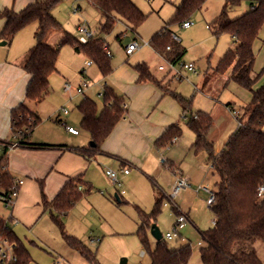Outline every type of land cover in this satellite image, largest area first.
Listing matches in <instances>:
<instances>
[{
  "label": "rangeland",
  "instance_id": "rangeland-1",
  "mask_svg": "<svg viewBox=\"0 0 264 264\" xmlns=\"http://www.w3.org/2000/svg\"><path fill=\"white\" fill-rule=\"evenodd\" d=\"M29 1L33 0H0V9L8 7L20 11ZM132 2L146 15L144 22L135 31L124 21H119L109 33L102 32L98 11L85 0H61L52 9V15L62 28L75 38L78 36L76 27L84 23L94 33V38L104 40L108 47L112 70L121 64L133 68L137 63H145L152 75L161 80L165 87L169 82L170 87L176 93L191 99L192 114L202 111L212 118V126L208 131L207 139L212 141L213 150L222 149L238 125L231 109L241 108L248 104L250 93L232 81L215 79L216 77H207L209 92H194V85L201 79L203 71L213 68L230 47L229 34L221 33L215 36L212 28H209L211 21L220 13L224 1L208 0L202 13L196 12L188 19L192 23L189 28L181 27V23L174 19L175 6L181 0H132ZM250 3V0H242L238 7L229 11V17L234 19L241 16L245 10L251 8ZM1 27L2 21L0 20V29ZM164 27L177 36L180 45L185 49L180 62L174 65L156 54L149 45L150 38ZM35 29V23L21 29L4 49L13 52L25 41H30V45H33ZM259 37L260 41L254 44L256 59L253 71L260 75L256 87L264 84V23L260 28ZM134 40L139 43L140 47L131 54H126V46ZM58 42L59 36L53 35L50 43L56 45ZM75 48L70 44H65L60 48L56 64L57 72L50 76V92L38 105L40 122L37 126L40 128L38 130L41 135L48 133L52 128L56 133L62 131L65 135L68 134L64 131L63 125L55 120L57 111L66 109L69 111V116L66 118L67 125L72 130H78L81 139L85 136L80 127L77 109L81 99L88 97L98 106L103 103L102 75L94 63L87 66L86 63L90 60L83 51H76ZM182 63H192L195 71L184 70L181 67ZM159 66H162L164 70L159 71ZM174 73L180 74L179 80L172 77ZM227 77L228 73L225 79ZM83 84L88 86L84 95L76 91L78 86ZM65 85L69 88L66 89ZM108 86L111 87L109 83ZM228 103L232 105V108L225 106ZM189 117L190 113L185 119H180V137L183 141L192 137V132L188 127H184ZM31 119V116H27V121ZM242 120H245V117ZM61 140L69 143L68 138L61 137ZM177 144V141L169 143L163 147L162 152L159 151L158 165L160 164L159 166L165 172L160 179L154 176L150 178L135 168H129L128 175L124 177L120 173L121 168H115L112 170L118 173L122 182L121 188H118L107 179L101 170L94 172L95 183L91 184L92 192L86 196L83 194L63 218L65 231L68 234L75 231L76 234L72 235L81 239L95 253L99 264H150L147 247L141 243L137 230L141 222V211L145 213L152 211L155 196L162 198V201L160 211L150 226L154 224L162 236L166 233L173 234L178 213H188L190 221L188 220L182 228L178 229L171 240L165 241L171 249L189 244L191 256L188 264H202L199 255V248L203 245L200 232L210 229L214 220V215L206 203L208 195L202 191L196 194L189 190L185 194V201L182 200L181 194L175 198L174 202L177 207L168 203L166 198L170 193L168 180L169 175L173 176V173L169 169V163L161 164L160 159L173 161L177 168L173 179L180 175L184 176L188 178L193 189L200 185H208L214 190L216 176L209 171L210 168L204 161L188 159L186 155L176 150ZM106 169L108 167L104 168ZM121 190L124 194L119 201H116L115 195ZM1 206L6 213L10 211V206L4 204ZM46 214L49 217L48 211L44 213ZM43 222L36 229L42 238L41 243L27 236V239L35 242L34 245H28L31 258L28 264H88L82 256L65 245L52 221H50L51 228H48V220ZM146 239L148 246L153 248L155 240L151 237L149 230L146 231ZM244 247L253 249L264 264V243L254 241L245 244Z\"/></svg>",
  "mask_w": 264,
  "mask_h": 264
},
{
  "label": "trees",
  "instance_id": "trees-1",
  "mask_svg": "<svg viewBox=\"0 0 264 264\" xmlns=\"http://www.w3.org/2000/svg\"><path fill=\"white\" fill-rule=\"evenodd\" d=\"M61 0H35L20 11L4 8L0 10V18L4 25L0 31V40L9 45L21 29L33 23L34 44L21 57L18 66L30 76L25 91L24 102L11 111V133L15 138V146L29 149H47V144L31 141V133L39 124L40 118L31 111L28 104H38L50 92V76L57 71L56 64L60 48L65 44L74 45L83 51L94 63L102 77L112 72L108 47L100 38H90L85 44L66 32L52 15V9ZM100 15V30L109 33L119 21H124L133 31L146 19L132 0H85ZM207 0H181L175 6V21L182 23L194 13L201 12ZM220 13L211 21L212 33L229 34L234 40V47L227 50L218 61L214 70L218 75L228 73V80L250 93V101L243 106L242 114L236 118L239 125L228 137L218 155H214L213 145L207 139L212 125V118L205 112L192 114L191 99L185 98L175 91L167 89L156 79L145 63H137L133 70L138 82H151L164 89L181 107L184 114L190 113L187 127L194 135L193 150L204 151L207 162L216 176L214 185V201L210 209L214 215L213 226L200 236L203 245L199 248L202 264H262V261L251 248L245 244L260 241L264 243V199H256L259 185L264 183V84L256 87L259 74L254 73L255 55L253 44L258 38L264 23V0H250L251 8L241 16L231 19L229 11L238 7L242 0H223ZM53 35L59 36L56 45L50 43ZM172 32L164 27L149 40L150 47L165 58L170 64L179 63L185 49L179 41L172 39ZM168 48V49H167ZM103 103L100 111L94 100L86 97L77 106L81 115L80 127L87 131L94 147L86 150H74L86 156L88 151H98L101 144L109 136L117 122L123 117L125 107L122 97L104 85ZM31 116V121H27ZM245 117V120L242 118ZM181 129L170 126L156 141L158 147H164L174 138L179 137ZM10 147V146H7ZM4 147L0 162V200L18 192V184L6 168V151ZM42 183H40V186ZM93 187L83 182L80 176L70 178L59 193L48 201L42 192L41 205L48 211L51 221L57 227L64 243L82 256L89 264H99L95 253L81 240L68 234L64 229L63 218L75 203L83 196L89 195ZM162 198H156L151 212L141 211V222L137 235L141 243L147 247L150 264H188L191 247L185 244L171 249L165 239L155 241L150 248L146 239V231L150 223L155 221L160 211ZM0 239L12 244L16 261L12 264H28L31 261L29 252L13 231L0 218Z\"/></svg>",
  "mask_w": 264,
  "mask_h": 264
},
{
  "label": "crops",
  "instance_id": "crops-1",
  "mask_svg": "<svg viewBox=\"0 0 264 264\" xmlns=\"http://www.w3.org/2000/svg\"><path fill=\"white\" fill-rule=\"evenodd\" d=\"M34 1L35 0L29 1L27 5ZM206 3L204 7H206ZM4 8L14 10L8 7ZM248 10H245L244 13ZM202 11L199 13H202ZM0 20L2 21L3 27L4 20L1 18ZM257 41H260L259 34L255 42ZM29 42L30 41H25L24 44H20L13 52L12 50L4 49L7 44L3 46L0 45V162L4 147L10 146L7 147L6 151V168L15 180L22 181L18 186V192L14 198L13 204L10 205V211L8 213L3 210L1 205L4 203L0 201V218L5 220L7 227H9L23 243L27 251L28 245L35 244L32 240H36L38 243L42 241V238L36 230L41 222L48 220V228H51V219L49 220L50 217H48L47 214L44 215L46 211L43 210L41 205V186L46 199L51 201L70 178L80 176L83 182L91 185L95 183L94 172L97 173L101 170L104 173V168L106 167L109 169H122L125 167L135 168L150 178L154 176L160 179L165 173L163 168L159 166L160 164L158 165V154L159 151L162 152L163 147H158L156 141L170 126L175 125L181 129L180 119L186 118V114L182 112L179 104L165 92L164 89L159 88L151 82H138L137 74L133 68L126 64H121L113 69L107 77L102 78L104 85H108L109 83L114 92L122 97L125 113L114 126L109 136L101 144L98 151H88L87 157L74 152V150H86L90 146L89 143L91 140L88 132L83 129L82 132L84 131L83 133H85V136L81 139L78 130H72L71 128V131L67 130L69 126L67 125L68 120L66 121V118L69 116V111L66 109L65 113L63 111L64 109L57 111L55 120L63 125L64 131L68 134L65 135L62 131L56 133L55 129L52 128L48 133H43V135H41L38 126H36L31 133L32 142L47 144L52 147L47 149L17 147L14 145L16 140L10 128L11 111L24 102L25 91L30 81V76L18 66L21 57L32 47ZM137 44L138 47H140L138 42ZM232 47H234V40L231 37V44L228 50ZM254 55L256 59L255 52ZM215 66L203 71L201 79L194 85V92H209L210 88H207V77H216L215 79L228 81V77L225 79L226 74L218 75L215 72ZM166 88L170 91H174L170 87L169 82ZM87 89L88 86L85 84L83 95ZM45 98L36 105L28 104L29 109L35 112L39 118L38 105H40ZM84 98L86 97H83L81 101ZM225 106L232 108V105L229 103ZM101 108L102 105H97L98 111H100ZM242 108L241 106V108L234 109H237L240 115L242 114ZM79 120H81L80 113ZM184 127H187V124H185ZM183 130L186 131L184 128ZM188 135L189 134H187V136ZM180 136L169 143L172 144L177 141L176 150L186 155L188 159L193 158L201 162L204 161L210 168L209 171L213 174V169L207 162V154L204 151L195 153L193 150V133L192 137L185 139V141H183ZM61 137L68 138L69 143H64ZM209 141L212 143L211 140ZM220 151L221 149L214 150V155H218ZM194 162L197 163L195 160ZM167 163H169L168 165L170 168H168L174 176L176 174L175 170L177 169L175 168L174 162L164 160L161 164L166 165ZM127 175H124V177ZM173 176L169 175V190L174 180ZM40 183H42L41 186ZM153 185L155 184L153 183ZM195 189L191 186L190 188L182 190L179 193L182 195V200H186L185 194L189 190L194 191L196 194L201 191H196ZM121 198L122 195L118 192V194L115 195L116 201H119ZM156 198L159 197L155 196L154 200ZM186 215L190 221L188 213H186ZM69 231L71 232V230ZM71 233L76 234L75 231ZM27 236L32 240L27 239ZM72 236L78 238L75 235Z\"/></svg>",
  "mask_w": 264,
  "mask_h": 264
},
{
  "label": "built area",
  "instance_id": "built-area-1",
  "mask_svg": "<svg viewBox=\"0 0 264 264\" xmlns=\"http://www.w3.org/2000/svg\"><path fill=\"white\" fill-rule=\"evenodd\" d=\"M191 25H192V23L190 21H188V20H185V21H183L181 23V27H183V28H189ZM76 30H77V33H78V36H77L78 42L81 43V44H85L90 38L94 37V33L84 23L78 24ZM172 39L175 40V41H178L177 37L174 36V35H172ZM137 47H138V44H137L136 40H134L131 44L126 46L125 53L126 54H131ZM86 65H91V61L87 62ZM171 65H173V64H171ZM181 67L184 70L195 71V67H194V65L192 63H188V64L182 63ZM158 69L160 71L164 70V68L162 66H159ZM172 77H174L175 79L179 80L180 79V74L179 73H174L172 75ZM65 86H66V89L69 88L68 85H65ZM84 87H85V84L79 86L76 89L77 93L82 94ZM231 110H232V112H234L235 118H238L239 117L238 110H236L234 108L231 109ZM63 111H64V113L66 112L65 109ZM238 125H239V123H238ZM67 130L71 131L70 128H67ZM175 139L176 138H174L172 140V142ZM160 161H161V163L164 162V160H162V159ZM129 171H130L129 168L125 167V168H122L120 170V173L122 175H127L129 173ZM175 173H177V171ZM104 174L114 186H116L118 188H121L122 182L120 181L117 172H115L112 169L108 168V169H106L104 171ZM15 183L20 185L22 183V181L21 180H15ZM190 187H191V184L189 183L188 178H186L184 176H181V175L175 177L173 182H172V184H171V186H170V193H169L168 196H166L168 203H170L173 206L177 207L175 202H174L175 198L179 195V193L182 190H185V189L190 188ZM195 190L196 191H198V190L204 191L208 195L206 203H207L208 207H210V205L214 201V190H212L208 185H200ZM119 194L123 195L124 191L123 190L119 191ZM256 199L257 200L264 199V183H262L261 185L258 186L257 191H256ZM0 201H2L5 204V206H10L14 202V196L10 195L7 198H3L2 197ZM165 205H166V203H165ZM187 221H188L187 215L185 213H183V212H179L178 216H177V221L175 223L176 229L174 230V233L173 234L166 233L164 236H162V238L165 239V240H171L172 237L177 232V230L182 228L183 225ZM213 223H214V221H213ZM15 261H16V255H15V253L13 251L12 244L10 242H8L7 240L0 239V264H12Z\"/></svg>",
  "mask_w": 264,
  "mask_h": 264
},
{
  "label": "water",
  "instance_id": "water-1",
  "mask_svg": "<svg viewBox=\"0 0 264 264\" xmlns=\"http://www.w3.org/2000/svg\"><path fill=\"white\" fill-rule=\"evenodd\" d=\"M5 44H6L5 41H1V42H0V45H1V46L5 45ZM75 50L78 51L77 48H75ZM89 145H90L91 147H94V146H95L94 143H93L92 141H90ZM149 233H150L151 237H152L155 241H159V240L162 238L161 233L159 232L158 228H157L154 224H152V225L149 227Z\"/></svg>",
  "mask_w": 264,
  "mask_h": 264
}]
</instances>
